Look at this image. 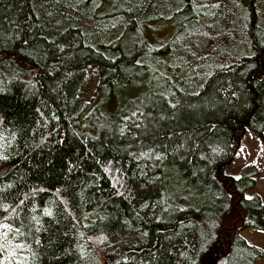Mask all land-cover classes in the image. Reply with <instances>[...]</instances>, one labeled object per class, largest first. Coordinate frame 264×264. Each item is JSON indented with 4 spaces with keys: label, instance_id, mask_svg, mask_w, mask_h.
Segmentation results:
<instances>
[{
    "label": "trees",
    "instance_id": "16d2710c",
    "mask_svg": "<svg viewBox=\"0 0 264 264\" xmlns=\"http://www.w3.org/2000/svg\"><path fill=\"white\" fill-rule=\"evenodd\" d=\"M247 134L264 0H0V264H258L259 168L226 174Z\"/></svg>",
    "mask_w": 264,
    "mask_h": 264
},
{
    "label": "rangeland",
    "instance_id": "374dc122",
    "mask_svg": "<svg viewBox=\"0 0 264 264\" xmlns=\"http://www.w3.org/2000/svg\"><path fill=\"white\" fill-rule=\"evenodd\" d=\"M159 24V23H158ZM161 25V24H160ZM154 26V25H153ZM153 28V33H149V40L151 45L155 49H160L165 42H168L174 35L175 29L170 23H163L161 26L156 25ZM126 45H129L130 39L128 37L125 38ZM162 71L160 68L154 65L151 66L150 70H145L144 75L141 79L143 84H148L153 82L155 77ZM98 89V75L96 73H92V81L90 84V88L86 93L87 100L92 99L96 91ZM135 91V89H128L126 91L121 92V96L124 97L128 94H131ZM139 94V91L131 94L130 96L126 97L124 101L134 98ZM259 150V151H258ZM262 153V156L259 160L256 161L257 156ZM254 161L258 167L264 161V142L260 141L256 136L251 134H247L242 142L241 148L237 153V157L234 163L227 169L226 174L232 176L234 178H239L241 176V171L247 160H249L253 155H255ZM261 175L258 177V185L256 186L255 190L248 191L246 193L247 198H252L255 193H261L264 196V168L263 166L260 167ZM249 243L253 245H257L264 249V232L258 231L256 229L247 228L244 229L240 233ZM10 235L9 231L0 232V242H4L6 238ZM258 264H264V260L258 262Z\"/></svg>",
    "mask_w": 264,
    "mask_h": 264
},
{
    "label": "crops",
    "instance_id": "0c3cea01",
    "mask_svg": "<svg viewBox=\"0 0 264 264\" xmlns=\"http://www.w3.org/2000/svg\"><path fill=\"white\" fill-rule=\"evenodd\" d=\"M258 151H259V150H258ZM255 156H256V154L253 155L249 160H247V163L245 164V166L248 165V164H255V163H256V162L254 161ZM236 157H237V155H236ZM235 159H236V158H235ZM233 163H234V162H233ZM255 165L258 167L257 164H255ZM262 166H263V168H264V161H263L262 164L258 167V168H259V175H261L260 167H262ZM257 185H258V178H257ZM258 194H260V195L264 198V196H263L261 193H258Z\"/></svg>",
    "mask_w": 264,
    "mask_h": 264
},
{
    "label": "built area",
    "instance_id": "2783aa9c",
    "mask_svg": "<svg viewBox=\"0 0 264 264\" xmlns=\"http://www.w3.org/2000/svg\"><path fill=\"white\" fill-rule=\"evenodd\" d=\"M258 157H259V158L261 157V153L258 155Z\"/></svg>",
    "mask_w": 264,
    "mask_h": 264
}]
</instances>
